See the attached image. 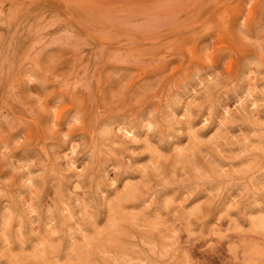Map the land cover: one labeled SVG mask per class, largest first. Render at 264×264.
Masks as SVG:
<instances>
[{
  "label": "rangeland",
  "instance_id": "374dc122",
  "mask_svg": "<svg viewBox=\"0 0 264 264\" xmlns=\"http://www.w3.org/2000/svg\"><path fill=\"white\" fill-rule=\"evenodd\" d=\"M0 264H264V0H0Z\"/></svg>",
  "mask_w": 264,
  "mask_h": 264
}]
</instances>
